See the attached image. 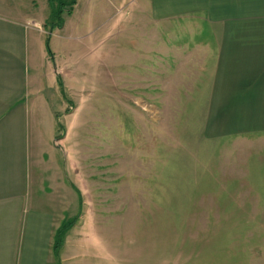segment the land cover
Wrapping results in <instances>:
<instances>
[{
  "label": "rangeland",
  "instance_id": "obj_1",
  "mask_svg": "<svg viewBox=\"0 0 264 264\" xmlns=\"http://www.w3.org/2000/svg\"><path fill=\"white\" fill-rule=\"evenodd\" d=\"M64 1L67 28L43 27L52 55L39 81L57 114L40 109L50 119L36 131L32 169L59 198L58 228L75 221L66 256L264 264V132L209 130L205 52L176 51L185 43L171 39L198 24L140 16L111 26L101 16L112 10L108 0L104 12L79 0L72 18L74 0Z\"/></svg>",
  "mask_w": 264,
  "mask_h": 264
},
{
  "label": "crops",
  "instance_id": "obj_2",
  "mask_svg": "<svg viewBox=\"0 0 264 264\" xmlns=\"http://www.w3.org/2000/svg\"><path fill=\"white\" fill-rule=\"evenodd\" d=\"M85 1L104 12L101 0ZM56 4V0H0V264H95L92 259L67 257L66 251L75 245L68 246V240L55 255V232L63 219L56 221L59 198L34 178L38 176L32 169L35 155L41 154L39 123L57 114L49 91L45 94L39 81L50 62L43 27L50 23ZM78 4L74 0L69 18ZM107 4L112 10L101 16L111 26L129 25L140 16L160 26L176 20L198 24L193 32L186 26V34H173L171 39L185 43L173 45L176 51L184 46L186 51L205 52L201 65L209 89V130L229 135L264 132V0H108ZM89 18L94 25V15ZM73 21V26L83 22ZM201 24L208 26L207 33ZM67 26L65 18L57 29ZM43 107L50 118L43 119ZM221 121L223 126L218 125Z\"/></svg>",
  "mask_w": 264,
  "mask_h": 264
},
{
  "label": "trees",
  "instance_id": "obj_3",
  "mask_svg": "<svg viewBox=\"0 0 264 264\" xmlns=\"http://www.w3.org/2000/svg\"><path fill=\"white\" fill-rule=\"evenodd\" d=\"M57 4L56 6L53 7L52 12H51V22L52 23V28L54 27H58L60 28L64 21L61 19V14L63 12V8L68 5L67 3H65L63 0H56ZM74 1L71 2V4H73ZM70 10V9H69ZM46 47H47V51L49 55H52V51L49 50V35L47 36L46 40ZM75 221L70 220L66 223H63V225H61L59 228H57L56 232H55V237H54V245H53V250L55 255L58 254L59 249L61 248L63 242H64V238L67 234V230L69 228V226H72V224H74Z\"/></svg>",
  "mask_w": 264,
  "mask_h": 264
},
{
  "label": "water",
  "instance_id": "obj_4",
  "mask_svg": "<svg viewBox=\"0 0 264 264\" xmlns=\"http://www.w3.org/2000/svg\"><path fill=\"white\" fill-rule=\"evenodd\" d=\"M56 139H58V138H56Z\"/></svg>",
  "mask_w": 264,
  "mask_h": 264
}]
</instances>
